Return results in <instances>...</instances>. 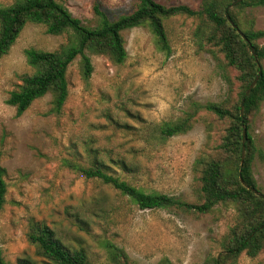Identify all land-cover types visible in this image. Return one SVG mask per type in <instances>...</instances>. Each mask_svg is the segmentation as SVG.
I'll use <instances>...</instances> for the list:
<instances>
[{
	"label": "rangeland",
	"instance_id": "obj_1",
	"mask_svg": "<svg viewBox=\"0 0 264 264\" xmlns=\"http://www.w3.org/2000/svg\"><path fill=\"white\" fill-rule=\"evenodd\" d=\"M72 16L94 28L98 4L111 18L128 14L135 0H56ZM165 6L198 9L201 0H155ZM14 0H0V7ZM264 30V8L248 9ZM198 21L176 16L164 21L171 52L157 49L147 28L123 32L128 59L115 65L91 55L89 81L80 58L68 69L69 98L60 116L50 115L51 96L33 103L20 117L6 104L9 93L32 74L25 51L53 52L69 43L67 34L52 36L46 27L28 24L8 55L0 61V160L6 170V204L0 213V248L8 264L29 259L47 264L28 240L32 221L45 224L68 247L84 248L91 264H114L107 247L123 249L135 264H204L222 252V243L236 223L232 207L217 206L198 216L179 210H141L118 191L98 180H88L66 167V162L90 166L95 156L111 170L147 193L158 192L196 202L194 163L211 147L216 130L200 113L192 130L161 146L147 142L138 131L148 123L176 120L191 102H221L229 86L213 57L199 51L194 32ZM264 44V40L260 41ZM264 68V63H263ZM263 157L254 164L255 179L264 194V106L254 124ZM124 159L127 170L112 165ZM241 254L235 264H263Z\"/></svg>",
	"mask_w": 264,
	"mask_h": 264
},
{
	"label": "trees",
	"instance_id": "obj_2",
	"mask_svg": "<svg viewBox=\"0 0 264 264\" xmlns=\"http://www.w3.org/2000/svg\"><path fill=\"white\" fill-rule=\"evenodd\" d=\"M236 1L201 0L195 10L186 5L165 6L155 0H135L132 12L115 19L95 4L94 28L85 26L56 0H14L11 5L0 7V61L9 54L28 24L43 25L47 34L52 36H69V43L53 52L25 51L27 62L34 71L20 78L21 84L9 93L6 100L7 105L16 109L17 117L47 95L52 98L49 114L60 116L69 98L68 69L77 58H80L83 77L87 81L94 70L91 55L104 56L115 65H124L128 53L123 32L147 28L157 49L169 55L171 47L164 21L176 16L198 21L195 43L199 51L207 52L215 59L229 86V97L221 102H191L176 120L148 123L138 131L147 142L161 146L172 137L192 130L200 113L210 116L211 120L206 125L209 131L216 130V134L211 136L208 132V137L215 140L194 163L196 202L188 203L158 192L147 193L115 174L111 166L96 156L88 167L71 161L66 162V167L88 180H98L118 191L141 210L174 209L203 216L212 213L217 206L232 207L236 211V223L224 238L222 252L204 264H235L243 253L250 258L264 253V194L257 196L247 188L262 193L254 176L256 158L263 157L254 124L264 106V44L260 43L264 40V30L257 29L253 19L245 20L243 17L248 9L264 8V0H243L230 8ZM226 14L245 34L247 41L228 22ZM252 48L256 56L252 54ZM260 71L255 88L245 97ZM243 148L245 158L242 165ZM110 163L119 169H128L124 159ZM5 176L6 170L0 160V213L8 193ZM27 236L38 254L48 261L47 264H91L84 248L66 246L43 223L32 221ZM107 249L114 264H135L123 249L113 244ZM0 264H8L1 248ZM17 264L35 262L25 258L18 260ZM158 264L172 263L163 259Z\"/></svg>",
	"mask_w": 264,
	"mask_h": 264
},
{
	"label": "water",
	"instance_id": "obj_3",
	"mask_svg": "<svg viewBox=\"0 0 264 264\" xmlns=\"http://www.w3.org/2000/svg\"><path fill=\"white\" fill-rule=\"evenodd\" d=\"M242 1H243V0H237L235 3H233V4L230 6V8L233 7V6H235L236 4L241 3ZM226 18H227L228 22L232 25V27L235 28L236 30H238V33L241 35V37H242L245 41H247V37L245 36V34H243V33L237 28V26L232 22V20H231V18L229 17L228 14H226ZM252 54H253L254 56H256V55H255V51H254L253 48H252ZM260 75H261V71L259 72V76L254 80V82L250 85L249 89L246 91L245 97H248V96L250 95L251 91L255 88V86H256V84H257L259 78H260ZM243 114H244V109H243V104H242L241 115L243 116ZM243 134H244L243 143H245V142H246V139H245L246 130H245V129H244ZM244 158H245V148H243V153H242V165H243V162H244ZM241 180H242V179H241ZM245 186L247 187V185H245ZM247 188L250 189L252 192H254L257 196H263V194L260 193V192H258L257 190L252 189V188H250V187H247Z\"/></svg>",
	"mask_w": 264,
	"mask_h": 264
}]
</instances>
